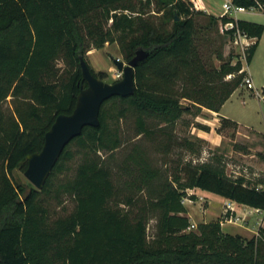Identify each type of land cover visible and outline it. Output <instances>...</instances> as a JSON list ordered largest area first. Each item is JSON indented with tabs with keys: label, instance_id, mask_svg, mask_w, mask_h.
Wrapping results in <instances>:
<instances>
[{
	"label": "trees",
	"instance_id": "obj_1",
	"mask_svg": "<svg viewBox=\"0 0 264 264\" xmlns=\"http://www.w3.org/2000/svg\"><path fill=\"white\" fill-rule=\"evenodd\" d=\"M171 1L173 27L162 32L126 13L137 0H0V264H264V229L246 239L225 233L216 220L189 231L183 202L187 190L198 188L264 211L258 185L227 176L219 164H186L169 178L139 146L112 165L124 143L122 121L134 118L137 136L161 138L158 147L167 152L177 122L191 112L183 100L220 112L247 75L240 73L239 56L220 55L219 67L206 61L195 42L196 19L204 12ZM233 3L264 11V0ZM235 22L256 39L249 64L264 24ZM233 32L227 31L231 41ZM117 42L128 62L136 50H150L135 69V92L102 105L100 126L85 127L66 146L41 190L22 183L14 172L26 170L27 156L42 150L56 118L71 114L87 87L81 59L88 63L91 50ZM228 127L238 124L223 118L217 132ZM65 198L75 202L73 212L54 218V206Z\"/></svg>",
	"mask_w": 264,
	"mask_h": 264
},
{
	"label": "rangeland",
	"instance_id": "obj_2",
	"mask_svg": "<svg viewBox=\"0 0 264 264\" xmlns=\"http://www.w3.org/2000/svg\"><path fill=\"white\" fill-rule=\"evenodd\" d=\"M177 1V0H175ZM188 5H190L191 10H197L204 12V15L198 16L196 21V44L198 49L202 53L206 61L213 62L217 67L220 66L222 59L228 60L230 56L241 57L245 53V45L241 42L235 43L230 40L229 35L225 30L224 24L220 20H211L209 14L201 8V4L197 0H184ZM223 0H215L217 7L213 10L214 14H219L221 12L220 5ZM221 2V3H220ZM173 4L171 0H137L134 9L131 12L126 11L127 14H132L135 18H141L150 26H154L162 32H169L173 27ZM120 13L123 11L119 10ZM217 17H221L217 16ZM238 19L252 21L256 23L264 24V11L256 10L255 12L239 13L237 14ZM120 59L125 64L128 61L122 54L120 44L117 43H107L101 49H94L88 53V64L95 72H106L108 78L104 80L106 83H114L123 78V73L117 69L115 60ZM236 60H234V63ZM243 66L247 68V64L243 62ZM57 68L63 69L64 64L61 61L57 62ZM264 83V72L261 74ZM256 88L261 89L259 86ZM249 90L245 86L238 88L236 95L233 97L232 101L227 106V110H231L234 115L241 114L246 117L249 121L251 128L264 133V109H261L258 104L259 100L253 95V99L257 103H253L251 106L243 107V100L250 98L248 96ZM249 100V99H248ZM182 103L185 106H191V112L184 113L182 118L177 122L173 130V142L170 149L161 150L158 146L161 138L152 139L146 136H137L135 130L134 118L129 117L127 120L122 121L121 130L123 134V146L115 152L112 165L115 167L118 165L130 152L133 150L134 146H139L142 148L147 157L151 160L155 167L161 168V170L170 177L176 172V168H181L186 164L200 165V164H219L226 169V159L230 163V168L228 172L232 177H239L241 174L248 176L251 182L254 179L259 178L264 180V171L259 168H264V150L257 153V145L264 147V140H256L252 143H245L244 140L239 139L237 141L236 132H241L242 134H247L244 130H239L238 128L228 127L223 130L220 134L223 137L224 149L223 153L220 149H212L208 141H204L197 137L198 130L204 126L205 121L209 119V116L202 113L203 109L199 110L194 107L190 101L183 100ZM257 104V105H256ZM264 105V104H260ZM9 107V104H6ZM158 124V122H154ZM162 124L161 127H164ZM196 128V129H195ZM250 135L254 134L249 132ZM162 140V139H161ZM237 142V143H235ZM244 150H239L240 148ZM253 148L250 151L249 148ZM234 149L235 153L231 157L226 158V150ZM241 151H246L249 153H254V164L250 161V166L243 162L244 158L239 155ZM107 154L101 153L102 157H106ZM259 165L261 167H259ZM241 166L247 167L242 168ZM23 170H16L14 172L15 178L22 181L29 186H33L24 176ZM256 176V177H255ZM259 176V177H258ZM124 179L127 180L129 177L125 174ZM193 189L187 190V194L191 193ZM204 197H207V202L201 201L199 198L202 196H195L196 200H185V203L189 207V211L194 218V222L197 226L204 221H216L220 220L221 225L223 222V215L226 212V207L223 209V215L217 217L222 209L223 199L221 196L214 193L207 192L201 193ZM209 208L206 218H204V209ZM75 208V202L71 198H65L61 205L54 206V218L64 217L73 212ZM257 220L253 217L250 218L249 228H256ZM208 223V222H206ZM236 224V223H235ZM156 220L150 221L148 225L149 236H152L155 232ZM197 230V228L195 229ZM224 231V229H223ZM248 239V238H247Z\"/></svg>",
	"mask_w": 264,
	"mask_h": 264
},
{
	"label": "water",
	"instance_id": "obj_3",
	"mask_svg": "<svg viewBox=\"0 0 264 264\" xmlns=\"http://www.w3.org/2000/svg\"><path fill=\"white\" fill-rule=\"evenodd\" d=\"M149 56L150 50L141 48L136 50L134 58L127 64L116 59L115 64L123 73V78L112 84L95 77L86 60L81 59L83 80L87 87L81 89L74 111L69 115H59L45 135L42 150L27 156L24 176L36 189L43 188L66 146L80 136L85 127L100 126V110L107 100L115 96L127 97L135 92V69Z\"/></svg>",
	"mask_w": 264,
	"mask_h": 264
},
{
	"label": "crops",
	"instance_id": "obj_4",
	"mask_svg": "<svg viewBox=\"0 0 264 264\" xmlns=\"http://www.w3.org/2000/svg\"><path fill=\"white\" fill-rule=\"evenodd\" d=\"M199 4H201V8L204 9V11H206V13H208L209 15H214V16H220L223 11H222V4L224 2V0L222 1L221 5H220V9L221 12L219 14H214L213 10L217 7V4L214 2L215 0H197ZM238 18V17H237ZM264 72V33L261 37V39L259 40L258 43V47L252 57L251 62L247 65V75L252 79L255 87L259 86L260 88H264V83H263V79H262V73ZM243 88H245L244 85H242ZM249 90V89H248ZM238 89L232 94V96L230 97V99L223 105V107L221 108L220 112H215L206 108H203V112L204 114L209 116V119H207L205 121L204 126H202V128H200L198 130V133L196 134L197 137H199L200 139H203L204 141H208L209 145L212 149H222L221 152L223 153V149H224V140L223 137L217 132V130L221 127L222 125V119L223 118H227L229 120H232L234 122H236L238 124V129L239 130H244L247 132V134H242L241 132H236L235 134L237 135V141L239 139H242L245 141V143H252L256 140L262 139V137H264V133L259 132L253 128H251L249 121L246 119V117L242 116L241 114H237L234 115L231 110H227V106L230 103V101H232L233 97L236 95ZM248 96H250V98L248 99H244L243 100V107H247V106H251L254 102H256V100L253 99V93L251 90H249V94ZM260 104H264L262 102L259 101ZM258 104V106L261 109H264V105H260ZM257 105V104H256ZM253 106V105H252ZM196 129V128H195ZM249 132H253L254 134L250 135ZM262 136V137H261ZM264 140V138H263ZM237 143V142H235ZM257 153L260 151L264 150L263 146L257 145ZM239 150H244V148H240ZM250 151H253V148H249ZM235 153L234 149L226 150V153L224 154L226 158H229L232 156V154ZM240 156H242L244 158L243 162L247 163V165L250 166V161H252V165L254 164V157H256V155H254V153H249L246 151H241L239 153ZM226 174L227 176L231 177V178H243L245 180L246 184L249 185H260V184H264V180H260L259 178L254 179L253 181L255 182H251L250 178H248V176L241 174V176L239 177H232L228 170L233 168H230V163H228V160L226 159ZM262 166H264L262 164ZM242 168H247L244 166H241ZM259 167H261L259 165ZM262 171H264V168H259ZM256 177V176H255ZM259 177V176H258ZM195 196H202L204 197V195H202L201 193H205V191L195 188L193 189ZM211 195V193H210ZM205 198V202H207L209 204V202L207 201V197ZM223 199V204H222V209L220 214L217 216L219 217L220 215H223V209L225 208L226 205L232 203L234 204V208H235V213L233 214V216L235 218H238L236 224L235 223H230V222H224L222 224V228L224 229L225 233L231 234V235H240L243 238H248L251 239L254 236H257L259 233V229L262 228L264 229V211H261L259 209H255L249 206H245V205H240L238 203L229 201L227 199ZM185 207L187 208V216L190 218V221L194 222V218L192 216V214L189 211V207L186 203H184ZM210 206V204H209ZM208 207L207 209L203 208L204 211V218H206L207 216V212L209 211ZM231 214H228V217H230ZM253 217L257 220L256 222V228H249V221L250 218ZM209 221H204L203 223H206ZM192 223V222H191Z\"/></svg>",
	"mask_w": 264,
	"mask_h": 264
},
{
	"label": "built area",
	"instance_id": "obj_5",
	"mask_svg": "<svg viewBox=\"0 0 264 264\" xmlns=\"http://www.w3.org/2000/svg\"><path fill=\"white\" fill-rule=\"evenodd\" d=\"M256 10H257L256 8L247 9L245 7L236 6V5H234L233 0H224V2L222 4L223 13L221 14V17L222 16H228V17L234 19V21H229V22L224 24L225 30H226V32L230 31V30H234V32H233L234 40L233 41L235 43L241 42L245 45V47H244L245 53H244V56H241V61H242V63L245 62L246 64H247V51L256 42V39L248 38L244 34H242L240 32V30L237 28L235 21L238 20V18L236 17L237 14L255 12ZM242 72L247 73V68L243 66L240 73H242ZM231 77L232 76H228V78H231ZM243 85L246 86L247 89L251 90L253 95L260 102L264 103V88H261V89L256 88L252 79L248 75H246ZM258 189H264V185L263 184L258 185ZM192 195H195V193H193V192L189 193L188 197L185 198L183 202L185 203V200H191L190 196H192ZM199 199L201 201H204L203 197H200ZM235 212L236 211L234 208V204H232V203L228 204L226 207V212L223 215V222L236 223L238 218H235L233 216V214ZM228 214H231V216L228 217ZM196 228H197V225L192 223L190 228H189V231L195 230Z\"/></svg>",
	"mask_w": 264,
	"mask_h": 264
}]
</instances>
